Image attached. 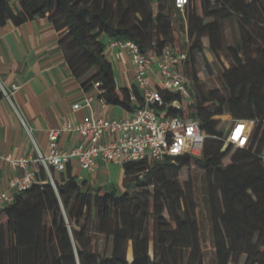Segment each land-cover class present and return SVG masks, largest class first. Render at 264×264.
<instances>
[{
    "label": "trees",
    "instance_id": "obj_1",
    "mask_svg": "<svg viewBox=\"0 0 264 264\" xmlns=\"http://www.w3.org/2000/svg\"><path fill=\"white\" fill-rule=\"evenodd\" d=\"M177 14L187 37L191 81L201 80L191 63L206 49L233 62L218 88L202 92L190 86V101L163 91L167 104L160 109L201 120L208 134L203 154L127 162L121 194L116 186H86L68 168H51L53 183L40 167L39 181L0 211V264H208L194 166L207 176L213 261L264 264V0H189L183 9L174 0H0L2 25L46 17L66 30L61 43L73 74L81 78L96 68L83 80L84 89L100 82L99 97L129 111L143 104L142 95L136 85L117 84L103 36L134 40L144 53L161 55L179 41ZM234 17L240 39L229 44L225 21ZM176 99L181 107L172 104ZM224 113L232 115L231 122L254 120L246 146L224 147L229 126L217 118ZM133 183L138 193L129 190ZM98 235L110 240V254L96 247Z\"/></svg>",
    "mask_w": 264,
    "mask_h": 264
},
{
    "label": "crops",
    "instance_id": "obj_2",
    "mask_svg": "<svg viewBox=\"0 0 264 264\" xmlns=\"http://www.w3.org/2000/svg\"><path fill=\"white\" fill-rule=\"evenodd\" d=\"M65 32L64 29L58 30L46 17L20 25L13 22L0 24V91L4 94L3 87L12 91L13 84L20 85L10 98L4 94L0 99V154L30 158L33 160L30 167L35 169L38 164L34 160L40 152L48 154L50 151V129L67 121L77 123L91 113L105 117L132 114L122 106L105 102L99 97L96 87L88 91L84 89L83 80L96 68L81 78L73 74L61 43ZM103 38L107 57L115 68L117 84L132 88L136 84L128 51L120 50V57H116L115 49L108 46L110 38ZM148 78L153 80L155 76L149 74ZM91 95L94 97L92 107H87L84 102ZM75 103L83 105L74 109ZM82 140L78 131L65 130L59 136V145L70 150ZM67 168L79 180L85 181L86 186L99 185L104 190L113 186L118 190L124 189V166L119 163L98 158L95 168L90 170L83 168L73 157ZM25 172V168L12 167L0 157V191L14 194L9 181Z\"/></svg>",
    "mask_w": 264,
    "mask_h": 264
},
{
    "label": "built area",
    "instance_id": "obj_3",
    "mask_svg": "<svg viewBox=\"0 0 264 264\" xmlns=\"http://www.w3.org/2000/svg\"><path fill=\"white\" fill-rule=\"evenodd\" d=\"M189 0H174L176 7L183 9ZM187 40V37H186ZM110 49H115V56L120 57V50H127L134 70L135 84L139 87L143 104L128 116H96L86 115L82 121L65 122L62 126L49 130L50 151L40 152L34 160L38 168L30 167L33 161L27 157H14L11 153L0 154L12 167H23V175L11 177L9 186L14 194L0 191V211L15 200V194L38 182L37 173L44 167L50 179L54 182L51 168L65 171L68 162L76 157L81 166L93 170L98 158L124 165L151 157L155 161H163L167 156L184 154L202 155L208 134L201 120L194 116L167 114L161 116L160 106L167 102L163 91L179 92L186 101L192 99L191 79L186 72L189 60V47L180 48L178 44L168 45L161 55L144 53L139 44L130 39H110ZM153 74L155 79L148 78ZM117 81V78H116ZM20 85L13 84L12 91L3 87L4 94L11 97L12 92ZM99 92L100 82H96ZM94 97H88L84 104L92 107ZM131 99L138 101V95L131 92ZM104 100V99H103ZM105 101V100H104ZM106 102V101H105ZM176 107H181L179 99L172 101ZM75 103L74 109L82 106ZM254 120L233 119L224 138V147L235 144L244 147L249 141V135ZM65 130H76L83 140L70 150L59 145V136Z\"/></svg>",
    "mask_w": 264,
    "mask_h": 264
},
{
    "label": "rangeland",
    "instance_id": "obj_4",
    "mask_svg": "<svg viewBox=\"0 0 264 264\" xmlns=\"http://www.w3.org/2000/svg\"><path fill=\"white\" fill-rule=\"evenodd\" d=\"M176 35L179 37V41L176 44L179 45L180 48L187 47L186 33L183 23L179 20V15L176 17ZM225 36L226 42L229 44H235L240 39V28L238 19L236 17L232 19H227L225 21ZM195 68L198 70L200 75V82L198 85L193 80L190 83V86L196 90L197 88L202 92H207L210 89L218 88L221 81V73L225 69H229L233 66V62L226 54L220 52L218 54L213 53L209 49H206L203 52L196 54L195 60L192 63ZM166 111L161 110V116H165ZM220 119V125L229 126L231 123V119L233 118L230 113H224L223 115L217 116ZM188 175V170H184L181 174V179H186ZM193 175L195 177V199L198 202L201 216L203 218V232L204 237L206 239L205 244V255L206 261L208 264H216L213 259L215 255V248L212 244V224L210 220V211L208 202L206 199V189H207V176L203 167L194 166L193 167ZM131 192H139L141 188L137 186L135 183L129 189ZM123 192V189L119 191V194ZM97 244L96 247L104 254L111 253V243L110 240L104 235L97 236ZM131 245L128 249V257L131 258Z\"/></svg>",
    "mask_w": 264,
    "mask_h": 264
}]
</instances>
